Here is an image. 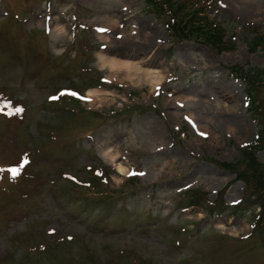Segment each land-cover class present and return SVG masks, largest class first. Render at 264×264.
I'll return each instance as SVG.
<instances>
[{"label":"rangeland","instance_id":"374dc122","mask_svg":"<svg viewBox=\"0 0 264 264\" xmlns=\"http://www.w3.org/2000/svg\"><path fill=\"white\" fill-rule=\"evenodd\" d=\"M210 2L222 51L173 42L143 0H0V264H264L259 207L213 163L235 161L264 123L229 69H264V46L248 47L264 33V0ZM99 54L140 69L112 74ZM98 78L103 91L88 94ZM67 88L84 94L76 106ZM87 168L107 185L95 189L119 194L70 185L95 180ZM200 191L232 207L190 205Z\"/></svg>","mask_w":264,"mask_h":264},{"label":"trees","instance_id":"16d2710c","mask_svg":"<svg viewBox=\"0 0 264 264\" xmlns=\"http://www.w3.org/2000/svg\"><path fill=\"white\" fill-rule=\"evenodd\" d=\"M148 13L160 19L173 42L192 40L210 46L213 50L222 51L225 48L222 40L225 29L220 23L212 21L210 0H143ZM258 46H264V33L254 31V37L248 42L250 51ZM232 74L245 83V92L249 102V110L259 114L264 108V69L259 67L232 66ZM257 119L261 128L255 142L240 150V158L235 162L213 161L222 169L235 173L236 179L244 182V194L249 205H258L260 213L254 215L253 234L264 246V164L259 160L257 152L264 151V123ZM189 204H198L211 214L218 213L229 206L219 198L210 202L205 193L193 192L188 195ZM197 198L199 201H197ZM240 205V204H239ZM236 206L238 208L240 206ZM253 230V231H254Z\"/></svg>","mask_w":264,"mask_h":264},{"label":"bare ground","instance_id":"6f19581e","mask_svg":"<svg viewBox=\"0 0 264 264\" xmlns=\"http://www.w3.org/2000/svg\"><path fill=\"white\" fill-rule=\"evenodd\" d=\"M112 19L116 21L118 17H116V15H113ZM62 31H63V26L59 24V21H55L51 29L49 30V33H50V36L54 40H56V38L60 36L59 32H62ZM98 58H99L100 65L102 67H107L110 73L112 74H120L119 72L123 69L125 76L130 77L135 74V73H132L134 70L140 69L138 65L139 63L133 62L129 59L116 60L114 58H109L101 54H99ZM147 72L148 73L146 75H148L149 77H152L154 84L157 82L158 78L161 76L160 73L157 71V69H152V71H147ZM100 91H103V90L88 89L87 93L94 94ZM104 154L109 155V158H114V154H118V151H115V153H112L111 151H104ZM116 169L118 172H121V173H124L127 171V169L122 165V163H116Z\"/></svg>","mask_w":264,"mask_h":264},{"label":"snow or ice","instance_id":"6c2138e0","mask_svg":"<svg viewBox=\"0 0 264 264\" xmlns=\"http://www.w3.org/2000/svg\"><path fill=\"white\" fill-rule=\"evenodd\" d=\"M53 99H55V98H53ZM21 111H23V109H21L19 107H16L13 109V112H21ZM9 114H11V113H9ZM0 171H3V169H0ZM10 171L15 175L19 172V169L14 167V168H11Z\"/></svg>","mask_w":264,"mask_h":264}]
</instances>
